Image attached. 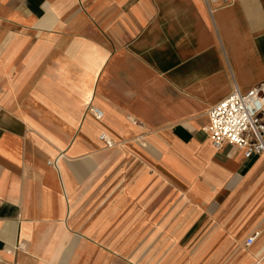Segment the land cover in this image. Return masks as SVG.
Here are the masks:
<instances>
[{"label":"crops","instance_id":"0c3cea01","mask_svg":"<svg viewBox=\"0 0 264 264\" xmlns=\"http://www.w3.org/2000/svg\"><path fill=\"white\" fill-rule=\"evenodd\" d=\"M259 85L264 0H0V261L264 264V153L206 131Z\"/></svg>","mask_w":264,"mask_h":264},{"label":"built area","instance_id":"2783aa9c","mask_svg":"<svg viewBox=\"0 0 264 264\" xmlns=\"http://www.w3.org/2000/svg\"><path fill=\"white\" fill-rule=\"evenodd\" d=\"M209 13L230 3L231 0H204ZM264 85L242 91L237 86L225 99L212 106L208 111L209 125L206 128L213 146L220 150L225 145L237 146L244 151L245 157L264 153ZM95 116L101 119L103 114L92 109ZM102 138L105 139L104 135ZM107 144L111 143L107 141ZM259 233L250 236L245 245L251 246Z\"/></svg>","mask_w":264,"mask_h":264},{"label":"rangeland","instance_id":"374dc122","mask_svg":"<svg viewBox=\"0 0 264 264\" xmlns=\"http://www.w3.org/2000/svg\"><path fill=\"white\" fill-rule=\"evenodd\" d=\"M0 264H8V263H6V262H3V261H0Z\"/></svg>","mask_w":264,"mask_h":264}]
</instances>
